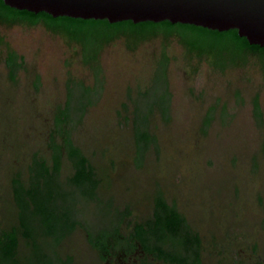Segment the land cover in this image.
<instances>
[{
  "label": "rangeland",
  "instance_id": "374dc122",
  "mask_svg": "<svg viewBox=\"0 0 264 264\" xmlns=\"http://www.w3.org/2000/svg\"><path fill=\"white\" fill-rule=\"evenodd\" d=\"M79 85L90 89L81 111L73 106L85 99ZM69 93L71 118L56 126ZM64 131L92 168L93 196L69 184L73 167L60 149L50 206L68 211L73 228L57 241L37 236L36 248L19 233L18 262L35 264L41 252L57 264L155 262L138 247L101 257L87 236L132 234L153 220L160 195L198 235L199 264H264V65L256 53L229 60L190 51L173 34H119L85 63L79 43L43 22L0 20V231L17 224L12 181L27 188L34 162L50 169Z\"/></svg>",
  "mask_w": 264,
  "mask_h": 264
},
{
  "label": "trees",
  "instance_id": "16d2710c",
  "mask_svg": "<svg viewBox=\"0 0 264 264\" xmlns=\"http://www.w3.org/2000/svg\"><path fill=\"white\" fill-rule=\"evenodd\" d=\"M0 20L23 21L29 24L43 22L49 29L59 31L79 43L82 60L85 63L95 62L100 43L108 41L114 36L127 34L142 38L161 32L165 35L178 36L190 51L199 54L214 52L222 58L226 56L229 60H233L247 52L256 53L264 65V46L249 45L243 37L237 36L234 29L218 32L189 24H171L167 21L136 24L122 21L109 24L106 20H83L65 16L53 18L44 12L34 14L25 10L9 8L3 5L1 0ZM16 59L17 56L14 53H8L6 66L11 70L18 67ZM215 59L213 61L216 65H221L224 62L223 59L219 61ZM78 88L81 92L80 99H85L73 106L74 110L81 111L89 102L90 89L80 85ZM70 93L65 106L58 110L54 116L56 126L66 123L71 118ZM158 102L161 103L162 110H165V101ZM64 134L62 144L53 145L51 148L52 164L50 169L46 166L45 161L34 162L33 181L27 188H24L16 179L12 181V198L17 208V224L0 232V264H22L13 260L18 232L31 243L32 248H36L38 246L35 240L37 236L51 237L57 241L72 230L74 222L68 211H58L50 206L53 195L49 190V183L56 180L60 149L64 148L73 167V174L68 179L69 184L76 187L83 196H93L96 179L92 168L78 148L72 145L66 131ZM138 138L142 143L149 141V136L145 131H139ZM87 241L101 257L108 254L111 249L117 248V250L122 249L123 252H127L138 247L142 254L150 256L155 261L143 264L200 263L201 244L198 235L190 230L183 217L173 207L168 206L160 195L154 199L153 220L145 225L135 224L132 234L122 236L119 235L116 228L110 231L103 229L95 235L88 234ZM39 257L40 261L35 264H57L55 259L42 252ZM26 264L32 263L27 261Z\"/></svg>",
  "mask_w": 264,
  "mask_h": 264
},
{
  "label": "water",
  "instance_id": "95a60500",
  "mask_svg": "<svg viewBox=\"0 0 264 264\" xmlns=\"http://www.w3.org/2000/svg\"><path fill=\"white\" fill-rule=\"evenodd\" d=\"M3 5L49 16L189 24L218 32L236 30L249 45L264 46V0H1Z\"/></svg>",
  "mask_w": 264,
  "mask_h": 264
},
{
  "label": "flooded vegetation",
  "instance_id": "af4514ba",
  "mask_svg": "<svg viewBox=\"0 0 264 264\" xmlns=\"http://www.w3.org/2000/svg\"><path fill=\"white\" fill-rule=\"evenodd\" d=\"M10 228H11V227H10ZM10 228H6V229H3V230H1V231L8 230V229H10ZM1 231H0V232H1ZM18 234H19V232L17 233V243H16V246H15L14 254H13V260H15V261H17V262H18V260L16 259V249H17V244H18ZM4 246H7V245H4ZM123 254L128 255V254H130V251L128 250L127 252H123ZM18 263H19V262H18Z\"/></svg>",
  "mask_w": 264,
  "mask_h": 264
}]
</instances>
